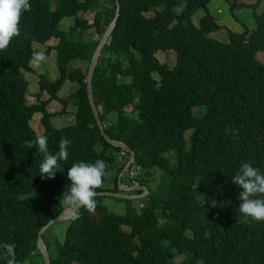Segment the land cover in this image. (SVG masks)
Here are the masks:
<instances>
[{
  "label": "trees",
  "instance_id": "16d2710c",
  "mask_svg": "<svg viewBox=\"0 0 264 264\" xmlns=\"http://www.w3.org/2000/svg\"><path fill=\"white\" fill-rule=\"evenodd\" d=\"M208 2L119 0L116 23L93 72L92 92L104 131L135 151L125 172H137L127 184L138 181L149 191L139 205L113 195L126 203L120 213L102 202L106 194H97L95 212L80 208L77 219L72 214L62 239L43 233L50 264H264V221L241 223L242 189L232 182L243 163L264 174V63L256 57L264 51V19L256 17L255 26L228 28L225 38L217 37L213 31L222 25ZM30 3L20 36L0 51V243L16 245L18 264H44L37 232L68 206L69 168L104 160L107 174L96 191H118L117 176L128 152L104 138L86 93L87 65L115 13V1ZM199 6L205 12L194 23L191 16ZM87 10H93L91 18L83 15ZM68 15L73 23L63 29L58 23ZM89 28L96 37H84ZM50 37L56 42L44 51L55 50L58 74L52 79L40 73L36 101L28 103L22 68L33 70L29 61L39 51L33 41ZM168 49L175 51L172 66L156 55ZM66 79L75 87L60 96ZM42 91L47 98H41ZM51 99L61 102L58 111L46 108ZM70 101L74 120L55 126L51 117L65 112ZM37 111L41 132L30 123ZM37 134L48 136L51 154L59 151L61 137L71 141L68 159L59 162L53 179L40 177L44 156L35 147ZM157 169L154 180L150 175Z\"/></svg>",
  "mask_w": 264,
  "mask_h": 264
},
{
  "label": "clouds",
  "instance_id": "9594fccd",
  "mask_svg": "<svg viewBox=\"0 0 264 264\" xmlns=\"http://www.w3.org/2000/svg\"><path fill=\"white\" fill-rule=\"evenodd\" d=\"M30 0H0V51H5L11 41L19 37L21 18L26 11H31ZM47 61L45 51H33L31 64L39 68ZM48 136L37 134L36 150L44 156L39 165L41 179H53L58 170H61L60 161H67L68 146L71 141L61 137L59 151L51 154L48 148ZM107 163L98 159L95 163L79 162L73 164L67 173L71 181L70 190L64 194L66 205L73 208V219L79 218V209L85 208L94 213L98 201L95 199L96 189L101 187L103 177L107 174ZM232 182L240 189L238 199L241 201L239 212L242 214L241 223L247 224L251 220L264 221V174L249 163H243L238 173L232 177ZM16 245L13 243H0V259L5 264H18ZM23 264H29L27 260Z\"/></svg>",
  "mask_w": 264,
  "mask_h": 264
},
{
  "label": "rangeland",
  "instance_id": "374dc122",
  "mask_svg": "<svg viewBox=\"0 0 264 264\" xmlns=\"http://www.w3.org/2000/svg\"><path fill=\"white\" fill-rule=\"evenodd\" d=\"M51 5H53V0H51ZM207 8L210 13L214 16L215 20L222 25V28L218 29L213 35L219 36L221 38L226 37L227 29H231L234 31L242 30L244 27L251 28L255 26L258 22V19H264V0H209L207 3ZM180 9V6L177 7ZM205 12L204 7L199 6L193 12L191 19L194 23H197L200 16ZM83 15L87 18H91L93 15V10H87L83 13ZM74 17L72 15L64 16L59 21V26L63 29H67V27L73 23ZM93 36L96 37L93 28H89L87 33H85L84 37ZM56 42L55 37H50L45 42H36L33 41V46L39 49V51H44L47 49L49 45H52ZM55 50H49L47 53V61L43 63L39 68L34 67L31 64V59L29 61L30 66L33 70H24L22 68L23 74L28 81V89L26 92V102H34L36 101L35 91L38 89L37 81L40 73L46 74L49 78H55L58 74L56 62H55ZM157 57L159 60L164 61L167 63L168 66H172L175 61V51L172 49L168 50H158L156 52ZM256 57L264 63V51L259 50L256 52ZM157 77V74H154ZM75 87V84L72 80L66 79L58 91L60 96H64L68 92H70ZM48 93L46 91H42L41 98H47ZM62 104L58 99H51L47 104L46 108L49 111H58L61 108ZM74 110L75 105L70 101L69 104L66 106L65 112L56 113L51 117V122L55 126L64 125L70 123L74 120ZM40 115L39 111L34 112L30 123L32 127L37 131L41 132L43 130L42 123L40 122ZM112 116H115L113 114ZM186 132V147L189 146V135ZM171 152V151H170ZM121 151H117L115 153V160L116 162H120L122 157L120 156ZM170 161H174V158H170ZM133 165V164H132ZM115 168L111 169V173H114ZM142 176V173L138 174ZM144 175V174H143ZM159 169L156 170L154 174H151L150 177L156 180L158 179ZM127 172L121 171L118 173V178L123 183H128L130 181V177H128ZM120 187L118 182V188ZM127 192L131 191L135 193L134 189L126 190ZM131 203L133 205H139L141 199L138 197H131ZM102 202L109 208L115 212H123L125 201L119 200L115 198L113 195H106L103 197ZM67 219L58 220L51 225L44 231L45 238H51L53 236H57L59 239L63 237V231L67 224ZM70 264H83L78 260H72Z\"/></svg>",
  "mask_w": 264,
  "mask_h": 264
},
{
  "label": "water",
  "instance_id": "95a60500",
  "mask_svg": "<svg viewBox=\"0 0 264 264\" xmlns=\"http://www.w3.org/2000/svg\"><path fill=\"white\" fill-rule=\"evenodd\" d=\"M114 1H115V13H114L113 17L111 18V20L106 25L103 33L101 34L100 38L98 39V42L96 43V45L92 51V54L90 56V59H89L88 65H87L85 80H86V93H87L88 101L91 105L93 115L96 119L97 125H98L102 135L111 144H113L115 146H119L123 150L128 152L127 159H126V161H125V163L121 169V173H122V172L127 171L130 164L134 161L135 151L126 142L119 140V139H116V138H113L104 131V128H103L104 124L99 117V113H98V110H97V107H96V104L94 101V96H93V92H92V84H91L93 72H94L95 66L97 64L101 48L104 45V43L106 42L112 28L114 27L116 20H117L118 13H119V0H114ZM118 182L120 185L118 191L99 190V191H96V193L97 194H106V195H115V196H121V197H126V198H131V197L140 198V197L146 195V193L149 191L147 185L140 184L138 181H134L132 184H126V183L121 182V180L118 178ZM130 189H140L141 191L138 193H132V192L126 191V190H130ZM74 211L75 210L73 208L66 206L62 210H60L59 212L54 214L52 217H50L39 228V230L37 232L36 245L42 254L44 264H50L49 252H48L46 243H45L44 238H43L44 231L49 227V225H51L52 223H54L58 220L69 219Z\"/></svg>",
  "mask_w": 264,
  "mask_h": 264
},
{
  "label": "built area",
  "instance_id": "2783aa9c",
  "mask_svg": "<svg viewBox=\"0 0 264 264\" xmlns=\"http://www.w3.org/2000/svg\"><path fill=\"white\" fill-rule=\"evenodd\" d=\"M137 172V169H131L128 171L129 176H131V178L134 176V174Z\"/></svg>",
  "mask_w": 264,
  "mask_h": 264
},
{
  "label": "crops",
  "instance_id": "0c3cea01",
  "mask_svg": "<svg viewBox=\"0 0 264 264\" xmlns=\"http://www.w3.org/2000/svg\"><path fill=\"white\" fill-rule=\"evenodd\" d=\"M127 184V183H126Z\"/></svg>",
  "mask_w": 264,
  "mask_h": 264
}]
</instances>
